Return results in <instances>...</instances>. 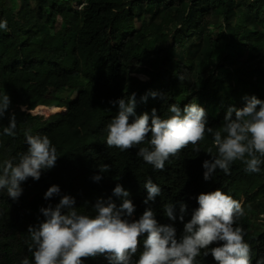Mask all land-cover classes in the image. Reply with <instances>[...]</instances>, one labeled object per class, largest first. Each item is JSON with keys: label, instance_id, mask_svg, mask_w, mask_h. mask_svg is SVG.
Segmentation results:
<instances>
[{"label": "trees", "instance_id": "trees-1", "mask_svg": "<svg viewBox=\"0 0 264 264\" xmlns=\"http://www.w3.org/2000/svg\"><path fill=\"white\" fill-rule=\"evenodd\" d=\"M5 20L8 30L0 29V98L7 93L11 105L0 120V164L19 162L28 148L26 132L47 135L58 159L38 181L28 178L21 184L18 200L0 190V264H21L24 258L34 264L27 229L45 219L42 207H55L70 195L80 214L94 217L98 200L122 203L113 194L117 184L135 205L133 219L151 206L160 224L176 229L177 238L198 207L196 197L220 189L242 203L244 215L234 226L244 229L251 264L264 257V224L254 223L251 214V206L263 209L264 163L259 172H249L235 161L230 174L217 169L205 181L203 162L212 159L208 149L216 154L211 134L199 143V152L189 144L166 161L164 171H156L137 156L147 141L120 151L107 147L105 131L119 111L110 102L133 93L137 116H151L155 108L166 119L172 115L171 104L183 113L193 102L205 109L214 129L223 124L228 109L245 106V97L264 101V0H0V22ZM35 108L60 112L45 116L34 113ZM13 113L15 135L7 136L3 129ZM104 164L111 168L100 173ZM96 175L102 177L98 182ZM148 178L161 194L146 205L143 185ZM52 185L59 186L60 194L45 199ZM168 203L174 205L175 221L163 213ZM181 203L187 205L183 222ZM84 264L108 261L97 256ZM196 264L216 262L202 250Z\"/></svg>", "mask_w": 264, "mask_h": 264}, {"label": "clouds", "instance_id": "clouds-1", "mask_svg": "<svg viewBox=\"0 0 264 264\" xmlns=\"http://www.w3.org/2000/svg\"><path fill=\"white\" fill-rule=\"evenodd\" d=\"M0 29L8 30L6 20L0 22ZM245 100L244 107L228 109L223 124L214 129L207 124L205 109L193 102L185 106L183 113L178 105L171 104L168 110L172 115L166 119H162L155 108L151 116L148 113L137 116L133 93L127 99L110 102L118 104L119 111L106 125V145L128 151L147 141L148 146L139 147L137 156L154 170L164 171L170 157L177 156L189 144L199 152V143L206 134H211L216 154L212 155V148L208 149L212 159L203 162L205 181L212 178L217 169L230 174V166L235 161L245 164L246 171L259 172L264 163V101L254 95ZM10 105V96L5 93L0 98V120ZM130 117L135 119L130 120ZM16 127L13 113L3 134L14 136ZM25 136L28 148L20 154L19 162L14 164L6 159L0 164V190L7 189L14 201L22 195L23 182L28 178L38 181L42 171L55 167L58 159L57 149L47 135L33 136L26 132ZM98 168L100 173H106L111 166L104 164ZM101 178V175L93 177L97 182ZM143 187L148 193L146 205L161 194L160 186L151 178ZM59 194V186L52 185L44 198ZM113 194L122 197V203L117 206L111 198L98 200L94 217L80 214L75 198L70 195H63L55 207H42L40 212L45 219L27 229L34 264H84L86 259L97 256H104L108 264H196L202 250L205 257L211 254L216 264H251V247L244 240V229L234 226L244 215L242 203L220 189L196 197L198 207L184 223L179 238L173 226L157 221L151 206L145 208L138 219H133L135 205L127 199L129 192L120 184L115 186ZM186 210L187 205L181 203V222ZM163 213L170 220L177 219L172 203L163 205ZM142 237L143 250L134 261ZM21 264H30V261L24 258ZM256 264H264V257Z\"/></svg>", "mask_w": 264, "mask_h": 264}, {"label": "rangeland", "instance_id": "rangeland-1", "mask_svg": "<svg viewBox=\"0 0 264 264\" xmlns=\"http://www.w3.org/2000/svg\"><path fill=\"white\" fill-rule=\"evenodd\" d=\"M50 107H57V106H50ZM55 112H60L59 110H54V111H50L48 113H43L45 116H50L51 114L55 113ZM254 206H251L252 208V221L254 223H263L264 224V205H263V209L262 210H259V209H254L253 208ZM258 212H262L261 215L258 216Z\"/></svg>", "mask_w": 264, "mask_h": 264}, {"label": "water", "instance_id": "water-1", "mask_svg": "<svg viewBox=\"0 0 264 264\" xmlns=\"http://www.w3.org/2000/svg\"><path fill=\"white\" fill-rule=\"evenodd\" d=\"M41 106H45V105H39L38 108H41ZM38 108H35V109L33 110V112L36 110V112H34V113H44L43 111H41V110L38 109ZM55 113H56V112H55Z\"/></svg>", "mask_w": 264, "mask_h": 264}]
</instances>
